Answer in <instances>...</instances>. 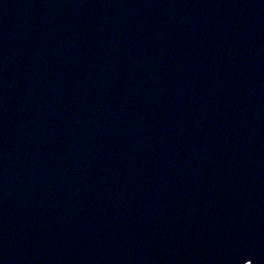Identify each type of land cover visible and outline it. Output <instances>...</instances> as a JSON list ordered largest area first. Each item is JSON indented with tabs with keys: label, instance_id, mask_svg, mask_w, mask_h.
<instances>
[{
	"label": "water",
	"instance_id": "95a60500",
	"mask_svg": "<svg viewBox=\"0 0 264 264\" xmlns=\"http://www.w3.org/2000/svg\"><path fill=\"white\" fill-rule=\"evenodd\" d=\"M264 264V0H0V264Z\"/></svg>",
	"mask_w": 264,
	"mask_h": 264
},
{
	"label": "snow or ice",
	"instance_id": "6c2138e0",
	"mask_svg": "<svg viewBox=\"0 0 264 264\" xmlns=\"http://www.w3.org/2000/svg\"><path fill=\"white\" fill-rule=\"evenodd\" d=\"M244 264H252V262H251L250 260H247V259H246V260L244 261Z\"/></svg>",
	"mask_w": 264,
	"mask_h": 264
}]
</instances>
